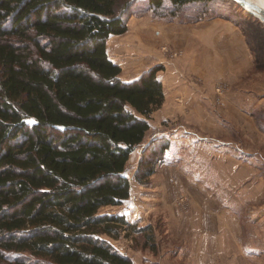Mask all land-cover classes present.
<instances>
[{
	"label": "trees",
	"instance_id": "1",
	"mask_svg": "<svg viewBox=\"0 0 264 264\" xmlns=\"http://www.w3.org/2000/svg\"><path fill=\"white\" fill-rule=\"evenodd\" d=\"M212 1L0 0V264H134L102 235L136 224L100 209L129 197L126 163L165 94L158 67L123 80L107 41L132 15ZM169 146L148 143L139 183ZM151 229L136 231L155 250Z\"/></svg>",
	"mask_w": 264,
	"mask_h": 264
},
{
	"label": "rangeland",
	"instance_id": "2",
	"mask_svg": "<svg viewBox=\"0 0 264 264\" xmlns=\"http://www.w3.org/2000/svg\"><path fill=\"white\" fill-rule=\"evenodd\" d=\"M210 3L211 12H201L191 6L173 17L156 16L153 11L132 15L129 46L115 54L127 57L122 77L130 79L137 75L131 70L138 67V60L144 58V65L149 62L150 50L157 52V64L148 69L155 66L160 68L157 73H161L168 65H176L190 90L205 92L199 98L204 103L203 109L211 112L205 116L208 121L200 117L190 119L188 114L193 110L189 104L193 105L196 99L192 97L188 102L182 94L178 95L177 106L173 108L165 96L162 105L151 113V126L144 140L135 146L126 163L129 197L120 205L100 209L124 214L130 223L136 224L131 229L123 228L118 239L102 235L129 255L134 264H196V251L191 250L190 244L197 248L199 222L202 232H216L219 225L226 232L225 248L216 249V240L210 243L206 254L211 264H264V249L258 247L264 235V23L233 0ZM215 7L219 9H212ZM217 16L230 20L239 34L237 37L230 34L220 41L228 52L223 62H208L202 57L201 46L192 38V27L183 24ZM184 66H188L191 73L181 70ZM195 69L197 71L192 72ZM183 123L217 135L220 141L227 143L210 144L220 151V156H216L218 160H211L209 166L208 161L203 162V170L177 165L181 162L180 154L175 148L170 151L173 135L167 129L181 128ZM159 136L169 138L170 146L154 161L155 172L149 181L139 183L134 175L144 149ZM213 164L219 165L213 167ZM171 171L198 172L177 175L180 180L177 179L176 184L169 181ZM202 177L205 186L210 188L204 189L190 181L200 182ZM146 225L152 226L155 250L144 246L145 234L136 231L137 227Z\"/></svg>",
	"mask_w": 264,
	"mask_h": 264
},
{
	"label": "crops",
	"instance_id": "3",
	"mask_svg": "<svg viewBox=\"0 0 264 264\" xmlns=\"http://www.w3.org/2000/svg\"><path fill=\"white\" fill-rule=\"evenodd\" d=\"M252 1L259 3L262 7H264V0H252ZM196 21H195L196 23L193 24L184 23L183 25L185 27H192V35H193L192 38H194V41H196L201 46L202 57H204L208 62H216V60L223 62V59L225 60V57H227L228 52L227 49L223 46V44H220V41L226 40L227 36H231L230 34H233L235 37H237L239 34L237 32V27L233 25L230 20H227L221 16H217L216 18L204 17L203 20L200 21L196 20ZM130 31L131 29L129 25V29L125 33L111 35L107 41V49L110 58L121 66V72L123 66L124 69L126 68L125 62L127 60V57H117L115 56V54L118 53L119 51L125 50L126 47L129 46L130 41L128 39V34L130 33ZM230 54H232V52H230ZM143 59L144 58H142V61H140L141 59H139L136 64L138 65V67L131 70L134 74H137L136 76H132L130 77V79H127V77H122L123 72L122 73L120 72V77L126 81L137 78L138 76H140L142 72H145L149 67L157 64L158 53L152 52L150 50V54L148 56L149 62H146L144 65H143L144 62ZM175 66L176 65L173 66L168 65L166 70L164 71L162 70L161 73H157L158 78L162 81L165 87L164 94L166 96V102L171 104V107L173 105V108H175L177 106L176 97L178 95L182 94L181 97H184L185 100L187 99L188 102H190L189 100H191L193 97L194 99H196V102H194L193 105H191V103L189 104L190 108L193 110L191 111L190 114H188L189 118L194 120L200 117L201 119H205L208 121V119L205 116L208 115L207 113H211V112L209 109H203L204 103H202V101L199 98L200 94H205V92L200 91L197 93L193 90H190L188 84L182 78L180 71H178ZM189 69L190 68H188V66L181 67V70H184L188 74L191 73ZM198 69L202 70V68L199 67ZM206 70L208 69L206 68ZM196 71L197 69H195L192 72H196ZM214 112L216 113V111ZM159 116L161 118L163 117L161 114H159ZM182 126L183 127L181 128L178 127V128L167 129V131H169L173 135L171 140L170 151H172L175 148V151L179 152L181 162L177 163V165L185 164L186 167L193 168V166H195L196 168L200 167L203 170L202 167L203 162L205 164V161H208L207 166H209L211 160L214 161L215 159H217L216 156L217 157L220 156L219 155L220 151H216L215 149H213L210 146V144L219 145L222 144V142L223 144H227V143H225L224 141H220L221 137L217 135L207 134L198 129H195L194 127L188 126L187 124L184 123L182 124ZM214 136L216 138H214ZM244 150L242 149L241 151ZM218 165L219 164H213V167H216ZM214 171H218V169H215ZM197 172L198 171H189L190 174H194ZM189 173L187 171H180V172L171 171L172 177L171 179H169V181L178 184L177 179L180 180V178H177L176 176L177 175L188 176ZM190 181H192L196 185L198 184L200 186H203L204 189L210 188L205 186V180L203 177L201 178L200 182L193 180ZM199 189L201 190L202 188L199 187ZM222 197H224V195ZM225 219L226 218H221V220H225ZM198 225L199 227H197V233L199 237H198L197 248L195 249L194 245L190 244L191 250L196 251L195 262L197 261L196 264H211L208 259L209 254H206L209 253L210 243H212V240H216L218 246V248L216 249L225 248V244L223 243V240L225 239L226 232L222 231L220 225L218 226L216 232L214 231L202 232L200 228L201 227L200 222L198 223ZM207 235L217 236L218 238L216 239L208 238ZM261 240H262L261 245L258 247L264 249V235L261 236Z\"/></svg>",
	"mask_w": 264,
	"mask_h": 264
},
{
	"label": "water",
	"instance_id": "4",
	"mask_svg": "<svg viewBox=\"0 0 264 264\" xmlns=\"http://www.w3.org/2000/svg\"><path fill=\"white\" fill-rule=\"evenodd\" d=\"M240 5L253 17L260 19L264 23V8L257 2L252 0H233ZM258 12H257V11Z\"/></svg>",
	"mask_w": 264,
	"mask_h": 264
},
{
	"label": "bare ground",
	"instance_id": "5",
	"mask_svg": "<svg viewBox=\"0 0 264 264\" xmlns=\"http://www.w3.org/2000/svg\"><path fill=\"white\" fill-rule=\"evenodd\" d=\"M235 2V1H234ZM236 3V2H235ZM264 8V7H263ZM245 11V10H244ZM257 11V10H256ZM258 12V11H257Z\"/></svg>",
	"mask_w": 264,
	"mask_h": 264
}]
</instances>
